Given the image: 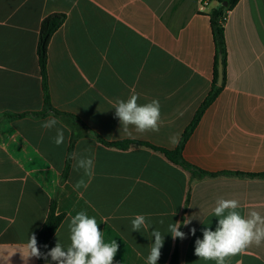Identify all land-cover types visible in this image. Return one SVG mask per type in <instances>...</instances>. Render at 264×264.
I'll return each mask as SVG.
<instances>
[{"label":"crops","instance_id":"crops-1","mask_svg":"<svg viewBox=\"0 0 264 264\" xmlns=\"http://www.w3.org/2000/svg\"><path fill=\"white\" fill-rule=\"evenodd\" d=\"M199 0H0V264H56L29 257V237L42 229L53 206L65 217L47 253L70 243V216L94 217L105 242L119 245L114 264H147L152 229L164 234L157 264H215L195 255L203 229L215 230L219 198L236 199L244 216H264V0H239L224 28L227 64L223 89L186 142L183 157L209 173L193 177L154 148L174 151L212 90L218 52L212 13ZM66 16L48 47L47 82L64 130L45 129V92L38 58L43 20ZM138 94V104L160 103L158 132L121 130L113 105ZM181 113L183 115H181ZM179 134L173 146L170 138ZM107 143H132L127 149ZM76 154L94 156L88 188L77 190ZM175 212V215L173 213ZM137 214L149 230L132 231ZM191 219L186 226L184 220ZM162 221V223H161ZM180 222L186 238L172 239ZM196 229L195 235L190 230ZM47 245V248L44 246ZM226 264H264V242Z\"/></svg>","mask_w":264,"mask_h":264},{"label":"clouds","instance_id":"clouds-1","mask_svg":"<svg viewBox=\"0 0 264 264\" xmlns=\"http://www.w3.org/2000/svg\"><path fill=\"white\" fill-rule=\"evenodd\" d=\"M138 99V94L133 93L127 100H117L113 105L121 130L128 136L132 135L129 126H134L135 131L140 134L148 131L158 132L161 123L159 101L153 99L151 102L138 104ZM58 124H60L58 118L49 113V118L41 125L45 129L56 130L53 140L57 146L64 142V130L58 128ZM170 143L173 146L179 143L178 133L170 138ZM70 158L76 160L74 170H82L84 176L88 178L87 182L83 177L79 179L74 188L86 190L94 176V156L77 157L76 154H72ZM240 207L236 199H217L212 210L213 215L218 218L216 229L213 231L209 227L204 228L203 239L197 238L195 241V255L199 259L215 261V264H226L229 258L245 252L253 244L259 246L264 242V216L255 210L244 216L238 211ZM190 222L191 219L184 220L183 224L186 226ZM180 227V222L169 224L168 233L173 240L186 238L185 233L179 230ZM131 228L132 231H140L142 228L147 231L150 224L145 215L137 214L131 220ZM68 229L69 245L65 247L57 237L55 247L47 253H41L37 247L35 234L30 235L27 245L30 250L29 257L43 258L46 261L51 257L56 264H114L119 245L116 240L105 242L103 232L94 217L80 211L70 216ZM190 232L195 235L196 229L192 228ZM151 236L155 239L151 243L147 264H157L164 245V234L153 228ZM44 247L47 248V245Z\"/></svg>","mask_w":264,"mask_h":264},{"label":"trees","instance_id":"trees-1","mask_svg":"<svg viewBox=\"0 0 264 264\" xmlns=\"http://www.w3.org/2000/svg\"><path fill=\"white\" fill-rule=\"evenodd\" d=\"M239 2V0H220V7L215 9L212 13V25H213V31L217 46V52H218V59H217V66L215 70L214 80H213V86L212 90L209 93V95L204 100L203 104L197 111L194 120L189 125V127L185 130L179 147L174 151H166L158 148H154L155 150H159L163 154H165L173 163L181 166L184 170L190 172L193 177L197 178H203L209 173L199 169L198 167L192 165L189 163L184 157H183V149L194 132L195 128L197 127L198 123L200 122L203 114L205 111L210 107V105L216 100V98L219 96L223 89V85H218V67H219V59L222 58L223 62V71L225 72L226 64H227V50H226V44H225V36H224V28L220 24V20L225 14L227 10H232L235 5ZM227 3L226 6L223 4ZM66 19V16L61 13H56L49 15L46 17L40 28V36H39V42H38V58H39V65L41 69V75L43 78V87L45 92V102H44V111L40 113H24V114H18V115H12L13 117H22L26 115H35V116H45L48 113H52L61 119L67 120L68 118H72L70 115L58 112L54 110L51 106L50 98H49V89H48V82H47V62H48V47L51 41L52 36L54 33L63 25L64 21ZM96 138L100 139L102 142H104L106 145L109 146H116L122 149H127L132 143L130 142H124V143H107L103 141L99 136L94 135ZM71 150L69 153L68 158V167L71 162ZM255 177H261L264 178V173L260 175H252ZM65 215L64 214H57L56 213V207L53 206L50 210V212L47 215L46 221L38 233L36 239H37V245H42L48 243L51 238L54 236L56 231L58 230L59 226L61 225ZM169 264H180V255H179V248L176 246L170 263Z\"/></svg>","mask_w":264,"mask_h":264},{"label":"built area","instance_id":"built-area-1","mask_svg":"<svg viewBox=\"0 0 264 264\" xmlns=\"http://www.w3.org/2000/svg\"><path fill=\"white\" fill-rule=\"evenodd\" d=\"M199 1H200V8L205 9L207 6H209L212 0H199ZM231 13H232L231 9L227 10L225 14L223 15V17L221 18L220 24L223 28H225Z\"/></svg>","mask_w":264,"mask_h":264},{"label":"water","instance_id":"water-1","mask_svg":"<svg viewBox=\"0 0 264 264\" xmlns=\"http://www.w3.org/2000/svg\"><path fill=\"white\" fill-rule=\"evenodd\" d=\"M223 5L226 6L227 3H224ZM218 74H219L218 85L221 86L223 84V81H224L223 62H222V58L221 57L219 59Z\"/></svg>","mask_w":264,"mask_h":264}]
</instances>
